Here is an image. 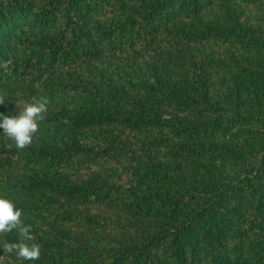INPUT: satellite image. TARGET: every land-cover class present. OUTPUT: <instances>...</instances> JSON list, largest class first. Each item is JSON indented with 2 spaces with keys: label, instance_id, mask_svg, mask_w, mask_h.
I'll use <instances>...</instances> for the list:
<instances>
[{
  "label": "trees",
  "instance_id": "trees-1",
  "mask_svg": "<svg viewBox=\"0 0 264 264\" xmlns=\"http://www.w3.org/2000/svg\"><path fill=\"white\" fill-rule=\"evenodd\" d=\"M112 57L165 74L92 67ZM0 94L67 98L23 150L0 129L41 246L0 264H264V0H0Z\"/></svg>",
  "mask_w": 264,
  "mask_h": 264
},
{
  "label": "clouds",
  "instance_id": "clouds-1",
  "mask_svg": "<svg viewBox=\"0 0 264 264\" xmlns=\"http://www.w3.org/2000/svg\"><path fill=\"white\" fill-rule=\"evenodd\" d=\"M5 96L0 94V104L4 103ZM47 98L33 97L31 102H24L21 109L13 116L0 114V129L12 142L11 149L23 150L30 146L33 137L39 131V122L45 119L48 111ZM23 210L18 208L12 199L0 195V236H6L15 231L17 239L14 242L0 240V249L3 253L15 254L23 261H36L41 255V246L35 242L31 225L22 220Z\"/></svg>",
  "mask_w": 264,
  "mask_h": 264
},
{
  "label": "rangeland",
  "instance_id": "rangeland-1",
  "mask_svg": "<svg viewBox=\"0 0 264 264\" xmlns=\"http://www.w3.org/2000/svg\"><path fill=\"white\" fill-rule=\"evenodd\" d=\"M222 10L221 11H217L214 14H208V16L213 17V16H221L224 17L225 15L222 14ZM242 20H249V18H246V16L242 17ZM114 57H112L111 59L108 60H101L99 61H95V63L92 65V67H94V69H96V71L98 72H103L105 73V75H112V76H116L117 78H119V81L121 82H125V81H129L131 83H134L135 81H140L143 79H151L153 76H155V71H159L160 75H163L165 73L161 72L160 70H158L157 66H153L152 63H149V59H146L145 62H132L131 60H128L126 63V65H122L120 62H115L118 61V59H116L114 62H111L112 59ZM120 61V60H119ZM132 62V63H131ZM131 63V64H129ZM117 68L118 72H115L113 70H115ZM154 68V70H152ZM208 69H213V68H208ZM162 70H164V66H162ZM165 70L167 71V73L169 71H171V68L166 67ZM166 73V74H167ZM44 98H47L48 100V111L50 113L56 112L60 105L64 102V100L67 98H65V96L63 94H59L56 96H44ZM78 102V97H74L72 104Z\"/></svg>",
  "mask_w": 264,
  "mask_h": 264
}]
</instances>
